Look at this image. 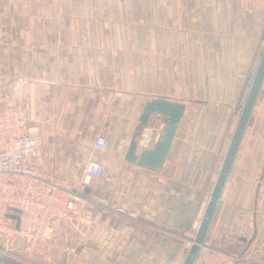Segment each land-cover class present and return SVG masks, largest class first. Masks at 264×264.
<instances>
[{
    "label": "crops",
    "instance_id": "obj_1",
    "mask_svg": "<svg viewBox=\"0 0 264 264\" xmlns=\"http://www.w3.org/2000/svg\"><path fill=\"white\" fill-rule=\"evenodd\" d=\"M263 46L264 0H0V106L39 130L45 169L105 164L92 183L110 207L60 223L62 264L181 263ZM154 95L185 104L159 169L125 158L134 132L151 147L166 123L138 122ZM204 244L264 263V81Z\"/></svg>",
    "mask_w": 264,
    "mask_h": 264
},
{
    "label": "built area",
    "instance_id": "obj_2",
    "mask_svg": "<svg viewBox=\"0 0 264 264\" xmlns=\"http://www.w3.org/2000/svg\"><path fill=\"white\" fill-rule=\"evenodd\" d=\"M151 141L147 131L137 138L136 149L150 147ZM106 142V136L98 133L92 149L102 150ZM41 145L39 130L27 126L25 117L10 99L4 102L0 106V238L11 243L22 240L34 247L50 239L66 219L80 227L89 224L96 204L104 202L90 192L91 183L104 172L103 161L90 157L80 174L63 177L37 162ZM8 213L17 215V225ZM204 245L199 264H264L245 246L225 250Z\"/></svg>",
    "mask_w": 264,
    "mask_h": 264
},
{
    "label": "water",
    "instance_id": "obj_3",
    "mask_svg": "<svg viewBox=\"0 0 264 264\" xmlns=\"http://www.w3.org/2000/svg\"><path fill=\"white\" fill-rule=\"evenodd\" d=\"M263 81L264 46L253 72L251 82L241 105L211 190L207 196L202 214L198 220L194 234L191 237V243L180 264H194L201 246L204 244L207 231L217 208L223 187L261 90ZM184 108L185 104L182 101L170 100L161 95H154L152 98L146 100L139 115L138 122L144 125L150 114L161 113L166 117V123L155 138L153 145L141 149L138 153H136L137 133L134 132L127 146L125 158L142 166L152 167L154 169L161 168L162 162L169 150L176 127L183 115ZM13 210L17 213L19 212V209L16 208H13ZM8 215L16 219L17 225V215L14 213H8ZM251 240L252 237L248 240L247 244H249ZM0 258L3 260V262L0 260V264H24V262L15 258L8 259L7 257L5 258L1 256Z\"/></svg>",
    "mask_w": 264,
    "mask_h": 264
},
{
    "label": "rangeland",
    "instance_id": "obj_4",
    "mask_svg": "<svg viewBox=\"0 0 264 264\" xmlns=\"http://www.w3.org/2000/svg\"><path fill=\"white\" fill-rule=\"evenodd\" d=\"M93 188L94 184L91 183L90 192L96 194ZM100 203L106 208L110 207V203L107 201ZM57 227L55 228L50 239L42 241V243L37 244L34 247L23 242L22 240H14L11 243L5 238H0V252L9 256V259H11V257L16 258L24 262V264H62L61 251L64 249V247L62 248L61 246L62 241H60V234L58 235Z\"/></svg>",
    "mask_w": 264,
    "mask_h": 264
}]
</instances>
